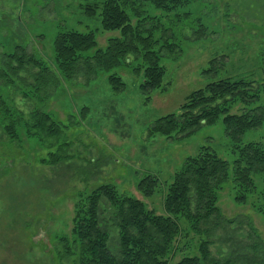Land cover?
Here are the masks:
<instances>
[{
  "label": "rangeland",
  "instance_id": "374dc122",
  "mask_svg": "<svg viewBox=\"0 0 264 264\" xmlns=\"http://www.w3.org/2000/svg\"><path fill=\"white\" fill-rule=\"evenodd\" d=\"M100 1L0 0V69L8 70L7 56L21 46L59 79L56 85L37 86L36 67L18 74L9 71L6 78L11 82L0 78V94L12 109L6 120L0 115V264H73L59 258L57 241L65 236L72 240L77 203L103 184L115 185L148 209L169 215L164 201L174 175L200 147H211L232 168L237 154L222 118L185 138L150 133L157 119L179 113L193 91L224 78L255 80L260 98L246 108L264 109V0H193L172 12L146 4L148 15L161 25L155 38L166 31L181 47L179 56L162 54L164 87L152 92L148 100L141 91L143 71L133 70L142 61L134 56L111 71L97 70L90 77L82 70L69 79L58 68L55 40L61 32L94 33L96 47L82 52L83 57L106 50L111 38L121 36L119 31L103 28L101 8L89 14V5ZM213 59L215 70L206 72ZM113 73L122 77L124 91L112 89L108 77ZM244 108L237 103L231 112L241 113ZM35 109L49 113L61 125L60 137L43 142L28 134L25 121ZM21 111L18 136L11 138L4 126ZM241 142L264 145V124L247 131ZM149 174L159 184L146 197L138 185ZM253 178L256 190L247 203L236 201L232 177L219 192L222 214L244 224L242 230L230 233L235 241H245L248 221L264 239V213L258 210L264 207V195H260L264 176L254 174ZM177 222L181 233L172 260L199 255L201 237L185 219ZM113 234L117 237V230L111 232V246ZM224 235L225 231L218 230L213 237L211 249L217 257L227 256L230 249L221 240Z\"/></svg>",
  "mask_w": 264,
  "mask_h": 264
},
{
  "label": "trees",
  "instance_id": "16d2710c",
  "mask_svg": "<svg viewBox=\"0 0 264 264\" xmlns=\"http://www.w3.org/2000/svg\"><path fill=\"white\" fill-rule=\"evenodd\" d=\"M191 1L94 2L89 5V14L93 15L101 8L103 28L119 31L121 36L111 38L106 50L99 49L93 56L83 57L82 52L96 47L94 33L61 32L55 40L59 70L69 79L82 70L90 77L97 70L111 71L134 56V59H140L142 63L133 70L136 73L143 71L141 91L148 95L147 100L150 99L152 92L164 87L166 68L161 64L162 54L168 52L172 56H179L181 47L169 39L166 31L160 38H155V32L161 25L156 17L148 15L146 4L172 12ZM7 57L8 70L0 69L1 79L11 82V78H6L9 71L18 74L36 67L39 69L36 73L37 86L38 83H59L58 77L47 65L29 55L24 47L17 46ZM215 60H211V67L206 72L215 70ZM108 81L115 92L126 89L125 82L117 73L110 74ZM255 84V80L247 78H224L211 82L190 93L179 113L157 119L150 128L151 134L170 138L181 135V138H185L202 125H213L222 118L226 134L233 141L237 154L232 168L211 147H200L196 155L186 158L181 170L174 175L164 201L169 215L157 214L140 199L120 193L115 185L103 184L97 187L77 203L72 240L65 236L57 241L60 245L59 258L73 264H264V239L257 228L247 220L245 241H235L234 235L230 233L242 230L243 221L236 223L237 218H226L218 205L219 192L230 177L235 185L236 201L247 203L249 195L256 190L253 175L264 176L263 143L241 142V137L247 131L264 124L263 106L246 108L259 101L260 88ZM237 103L245 108L241 113H232ZM11 111L0 94V115L5 119V115L10 116ZM22 116L24 113L21 111L4 126V131L11 138L18 136L16 127L22 121ZM28 120L25 121L28 134L39 137L43 142L62 134L61 125L41 109L29 113ZM54 160L59 161L58 154H55ZM158 184V178L149 174L139 182L138 189L149 197L156 192ZM260 195H264V189ZM258 210L264 213V207L260 206ZM178 218L185 219L189 228L201 240L198 241L199 255H186L174 261L172 259L177 251L175 242L181 233ZM114 229L118 235L116 237L113 234L116 244L113 237L111 246V232ZM218 230L226 232L221 240L230 248L227 256L217 257L212 252L213 237Z\"/></svg>",
  "mask_w": 264,
  "mask_h": 264
}]
</instances>
